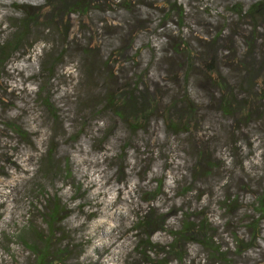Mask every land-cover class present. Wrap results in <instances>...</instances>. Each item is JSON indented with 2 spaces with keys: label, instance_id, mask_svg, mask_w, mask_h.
Masks as SVG:
<instances>
[{
  "label": "rangeland",
  "instance_id": "374dc122",
  "mask_svg": "<svg viewBox=\"0 0 264 264\" xmlns=\"http://www.w3.org/2000/svg\"><path fill=\"white\" fill-rule=\"evenodd\" d=\"M92 1L85 14L51 20L40 10L22 47L0 68V264L35 263L32 251L42 247L44 214L55 195L62 212L51 253L70 242L73 250L62 261L51 257L50 264H156L149 258L170 242L168 232L151 233L152 253L141 256L132 228L147 206L145 192L159 183L153 207L168 229L178 226L170 214L182 204L195 209L211 201L207 215L224 232L220 244L229 248L231 264H264V217L256 247L235 253L232 238L237 233L246 240L242 219L256 196L239 181L264 186V9L251 10L264 0ZM14 3L36 7L43 1L0 0V44L26 11ZM86 45L98 50L85 54ZM51 58L47 77L43 69ZM109 73L113 78L105 80ZM139 74L138 87L150 97L152 111L131 127L128 118L101 108ZM226 93L235 116L220 109ZM183 101L194 117L187 132L174 133L164 120L183 109ZM198 150L213 167L194 180L190 169L200 160ZM48 156L51 176L45 172ZM230 177V192L242 199L232 220L222 219L216 203ZM180 186L192 190L177 196ZM204 259L190 243L182 264Z\"/></svg>",
  "mask_w": 264,
  "mask_h": 264
},
{
  "label": "trees",
  "instance_id": "16d2710c",
  "mask_svg": "<svg viewBox=\"0 0 264 264\" xmlns=\"http://www.w3.org/2000/svg\"><path fill=\"white\" fill-rule=\"evenodd\" d=\"M43 3L35 7L34 4H21L20 6L14 3L15 6L21 7V9H25L24 14H22L21 25L19 28L12 33L10 39H4V41L0 44V68L3 67L2 64H5L11 54L17 52L22 47V42L26 40L28 30L31 26L37 25L38 13L42 9H46L47 15L46 18L49 17L51 19H55L57 15L61 14H71V13H81L85 14L88 12L90 5H93L92 0H42ZM35 3V2H34ZM91 8V7H90ZM259 8L264 9V3L261 1H256L251 7L252 11H258ZM250 11V10H249ZM49 29V27H48ZM63 33L64 36L68 35L66 32ZM89 46H85L82 48V52L85 54H90L98 50L97 47L93 46V48H88ZM95 54V53H94ZM55 64L54 58H51L48 64L43 69V72H46L47 77H50L53 73V67ZM49 74V75H48ZM102 75H104L102 73ZM140 74L136 75L134 81L132 83L133 86L128 89L130 86L126 84L125 86H119L115 90V94L108 95V102L106 105L102 106L101 109L111 110L113 114L122 118L126 117L130 121L131 127H135V124L140 123L143 120H146L144 117L151 114L152 107L149 106L151 103L150 97L147 96L145 91H142V88L139 89V78ZM112 74H107L105 80L112 79ZM104 80V81H105ZM136 82V83H135ZM103 86L105 82H103ZM219 86V84H217ZM221 88L223 84H220ZM128 89V91H127ZM44 91V87L42 85L38 86L39 94H42ZM103 91H106L104 89ZM105 93V92H104ZM230 93V91H229ZM229 93L222 94L220 99L222 101L220 109L223 110L224 113L229 114L231 116H235L237 111L236 105H233L231 96H227ZM103 94V92H102ZM104 95V94H103ZM104 97V96H103ZM43 104L48 108L50 107L49 96L45 95L41 98ZM184 107L178 113L165 117V126L168 130L174 133L178 132H187L189 129L188 123L191 121V118L194 117L192 114V108L185 101ZM235 103V101H234ZM139 104V107H138ZM12 130L19 131L14 125L12 126ZM53 150L50 149L48 153L51 154ZM198 155H200V160H198L193 167L190 169L191 177L196 178L207 176L210 174V170L212 169L213 164L211 162L210 156L207 155L205 151L198 150ZM48 168H45L48 176H51L53 173L52 168V160L51 156L46 158ZM232 164L234 162L232 161ZM44 169V170H45ZM229 178V177H228ZM227 180L222 184L223 192L218 196L216 200L217 209L222 212V219H235L233 217V211L240 205L238 202H241L239 194L236 192H230V183L232 182V178ZM220 179H224L223 176ZM240 188H242L248 194L256 195L253 198V202L250 206L251 214L249 216L244 217L243 221L244 228L249 229L246 240L244 236L232 234V238L236 241L235 253H244L248 249H252L256 247L258 240H260V234L257 232L259 223L261 222V218L264 217V186L262 184L256 186L259 189L255 188V184H250L247 181H239ZM181 187V192L177 194V196H187L188 193L192 190V187ZM161 188V184L159 183L155 187V191L145 192V195H149L142 200L147 202V206L144 209V212L137 215V224L133 226V230L136 231L135 237L137 238L135 244V251L139 255H147L148 252L152 253V247L154 245L151 242V233H155L158 231H167L170 236V242L161 245L158 249L159 251L154 252V256L149 258V261L156 264H182V262L187 258V249L190 243H195L200 247L205 254L204 264H231L230 256L231 252L229 248H223V245L220 244L221 234L219 231V226L213 224L207 215V210L211 204V201L206 203L205 205L197 204V208L188 209L184 204L178 207L173 214L170 216H176L178 218V226H171V228H167V220L166 217L162 213H158V211L153 207V201L158 195L156 190ZM254 188V189H253ZM256 189V190H255ZM225 190V191H224ZM228 191V192H227ZM155 192V193H154ZM210 193H208L209 195ZM202 195V194H201ZM213 194H210L208 197H211ZM256 197V198H255ZM198 201L201 200L200 195H197ZM50 200V199H49ZM53 201H50L51 207L48 208V211L44 214L46 219H44L45 224L48 227L47 234L44 233L41 236L42 247L38 250H35L36 247L34 244L27 243V245L31 248L32 253L36 257L34 264H50L51 257H55V260L62 261L67 258V256H63V254H67L70 256L73 250L72 243H67L66 249L62 251H58L55 253H51L52 246L50 242L52 241L51 236H53L54 224L58 222V219L61 217V209L60 203L57 200L56 195L52 197ZM35 231V228H31ZM224 233V232H223ZM22 236L24 238L25 235ZM62 255L63 257H60ZM148 257V256H147Z\"/></svg>",
  "mask_w": 264,
  "mask_h": 264
},
{
  "label": "bare ground",
  "instance_id": "6f19581e",
  "mask_svg": "<svg viewBox=\"0 0 264 264\" xmlns=\"http://www.w3.org/2000/svg\"><path fill=\"white\" fill-rule=\"evenodd\" d=\"M106 232H108V231H106ZM105 234H108V233H105Z\"/></svg>",
  "mask_w": 264,
  "mask_h": 264
}]
</instances>
